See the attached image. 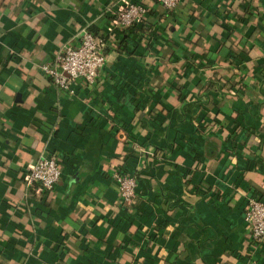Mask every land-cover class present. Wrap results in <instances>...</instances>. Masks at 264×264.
Here are the masks:
<instances>
[{
  "label": "crops",
  "instance_id": "obj_1",
  "mask_svg": "<svg viewBox=\"0 0 264 264\" xmlns=\"http://www.w3.org/2000/svg\"><path fill=\"white\" fill-rule=\"evenodd\" d=\"M107 2L0 0V264H264L243 219L264 195V0H183L180 17L117 0L146 21L66 98L39 67L84 27L107 35ZM48 154L60 178L37 194L25 171Z\"/></svg>",
  "mask_w": 264,
  "mask_h": 264
},
{
  "label": "built area",
  "instance_id": "obj_2",
  "mask_svg": "<svg viewBox=\"0 0 264 264\" xmlns=\"http://www.w3.org/2000/svg\"><path fill=\"white\" fill-rule=\"evenodd\" d=\"M166 10L176 9L183 0H157ZM109 16L110 30L107 35H94L87 27L81 29L75 44H63L53 56L40 65L39 70L55 91L66 98L78 96V90L92 89L98 72L104 68L108 51L119 47L117 36L137 25H143L148 17L146 8L138 3L123 2L122 5L105 9ZM120 36V35H119ZM60 178L57 155L48 154L30 164L24 175L26 188L37 194L49 192ZM112 180L117 187L118 200L131 207L135 201L137 178L134 174L115 170ZM243 219L248 226V241L252 247L264 245V195L247 198Z\"/></svg>",
  "mask_w": 264,
  "mask_h": 264
},
{
  "label": "trees",
  "instance_id": "obj_3",
  "mask_svg": "<svg viewBox=\"0 0 264 264\" xmlns=\"http://www.w3.org/2000/svg\"><path fill=\"white\" fill-rule=\"evenodd\" d=\"M117 3H118L117 0H108V2H107L106 5H107V7H115ZM138 4H140L141 6H143L144 8H146L147 11H148V14H149V9H150V8H148V6H146L145 4H143V3H141V2H139ZM166 12H168V10H166ZM171 14H172V16H174V17H180V15H181L178 9H174V10L168 12V13H167V16H171ZM137 27L142 28L141 25H137V26L133 27L131 30H129V31H124V32H123V34L121 35L122 37H121V40H120V46H122V45L126 42V39H127L126 37H127V35L133 33V31H134ZM225 30H227V28H225ZM88 31L94 34V32L92 31V29L88 28ZM94 35H96V34H94ZM123 35H124V36H123ZM138 38H139V37H138ZM138 38H137V41H136V46H137V45L139 46L140 43H141L140 41H138ZM226 38H227V37H226ZM142 44H144V47H145V48L148 46L146 43H142ZM237 57H238V59H239V62H241V61L245 62V61L248 60V58H247L246 56H243V55H241V56H237ZM230 59H232L234 62H235V60L238 61L236 58H234V56H231ZM230 63H231V60H230ZM240 91H241V89H239V88H235V92H236V93H240ZM187 106H189V105H187ZM118 169H119V168H116V170H118ZM134 203H135V201H134ZM134 203H133V205H134Z\"/></svg>",
  "mask_w": 264,
  "mask_h": 264
}]
</instances>
